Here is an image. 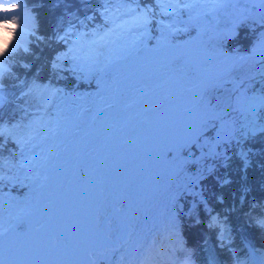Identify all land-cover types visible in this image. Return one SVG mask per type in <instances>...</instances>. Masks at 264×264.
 <instances>
[{
  "label": "snow or ice",
  "instance_id": "obj_1",
  "mask_svg": "<svg viewBox=\"0 0 264 264\" xmlns=\"http://www.w3.org/2000/svg\"><path fill=\"white\" fill-rule=\"evenodd\" d=\"M49 3L59 7L66 0H0V44L3 45L0 48V145L4 140H11L19 148L21 157L19 162L14 157L7 171V162L0 161V184L7 182L15 186L34 180L43 188L48 180L47 176L32 178L28 175L40 157L35 152L25 156L29 146L36 147L45 121L41 116L30 122L17 120V112L31 115L20 104L49 114L48 131L53 135L63 126L62 120L78 129L86 117L96 120L97 104H104L99 111H110L116 104L106 103L105 95H98L94 102L95 113L90 107L79 106L74 117L62 116L59 112L52 115L51 107L61 90L47 84L39 85L34 79L29 81L35 49L45 46L55 49L48 60L54 76L66 71L77 79L95 77L98 91L107 76L113 81V92L123 95L121 82L112 74L113 66L123 57L107 59L104 53L117 41L135 34L137 38L125 51L147 52L138 72L140 79L136 91L144 97L160 95V102L152 106L157 119L144 121L145 139L155 164L169 177L157 240L166 235L168 243L175 247L181 239L180 230L185 221L191 228L204 223L216 232L220 247L227 248L231 243L228 229L212 206L213 201L222 204L224 197L211 190L209 182H214L219 189L231 185V176L226 172L221 175L220 169L227 170L232 161L237 160L243 181L240 185L243 204L250 191L247 179L252 156L264 155V151L244 147L251 141H264V89L258 93L254 89L250 91L249 83L232 74L239 64L248 61L264 66V0H151L150 7L138 4L137 0H121V4L128 7L124 10L112 6L119 13V22L115 24H112L110 0H106L102 12L86 15L84 21L69 19L45 34L41 32L39 10ZM225 9L231 11L235 23L219 43L237 39L239 29L244 28L253 37L247 55L235 49L231 55L219 48L210 51V45H205L203 40L189 45L183 41L182 34L190 32L195 25L164 24L162 20L159 21L160 37L152 44L150 33L157 26L158 14L161 17L188 16L190 20L211 23L213 16ZM97 17L104 18V26L90 31L91 21ZM22 21L27 24L22 25ZM204 34L207 35V30ZM177 37L181 42H177ZM87 82L92 81L88 79ZM6 105L10 106L7 112ZM126 107H131V103ZM12 167L18 170V175H12ZM259 167L264 170V164ZM71 179L83 189L94 186L105 190L94 148L71 157ZM131 190V185L127 184L122 189ZM3 204L0 199V264H47L43 257L65 251L58 236L46 233L43 223L35 225L32 222L33 203L12 201L11 210ZM252 207L255 209L256 205ZM25 218L31 221L27 229L23 227ZM131 219L132 210L120 194L112 198L111 204L107 200L100 201L96 227L109 243L90 247L86 264H113L121 253L124 255L120 264H153L151 252L155 245L150 249L147 245L133 244L131 253L125 248V244L132 241L133 232L122 231L118 225L128 224ZM257 224L264 228V217H259ZM41 234L46 236V247L41 243ZM183 253V264H194L193 250L183 249ZM234 255V264H264V245L245 240ZM206 264H215L214 258L207 259Z\"/></svg>",
  "mask_w": 264,
  "mask_h": 264
},
{
  "label": "bare ground",
  "instance_id": "obj_2",
  "mask_svg": "<svg viewBox=\"0 0 264 264\" xmlns=\"http://www.w3.org/2000/svg\"><path fill=\"white\" fill-rule=\"evenodd\" d=\"M229 10V9H227ZM223 15V10L221 12ZM227 14V16H226ZM223 18L220 20H224L223 24L216 28H208L203 27L200 29V32H204L207 30V35H203V38L193 37L189 41V43L198 44L201 40L205 41L209 38H215L220 36L222 33L227 34L231 28L232 24L231 20L233 19V15H230L227 11ZM119 16H115L112 19V24L119 22ZM201 22V21H200ZM168 24V22H166ZM173 23V22H172ZM235 23V22H234ZM165 24V23H164ZM111 26V25H110ZM202 27V26H201ZM200 27V28H201ZM11 31V28L9 29ZM150 35L155 37L154 32L152 31ZM136 35H128L124 39L117 41L116 43L120 44L124 48H129L131 42L136 39ZM157 40L152 39V44H155ZM151 44H149V48H151ZM134 52V51H127ZM143 54L147 55V52L144 51ZM117 58V57H116ZM114 58V59H116ZM143 59V57H142ZM130 65L126 63L123 64L122 68L123 73L121 75H125L131 69H129ZM139 75V74H138ZM113 76L116 77V75ZM116 79H118L116 77ZM139 81V79H138ZM138 81L133 84V88L128 92H125L123 98L120 99L118 94L113 92V81L108 78L106 80L107 85H110L111 88L108 91H105L107 94L106 103L115 102V106L110 111H99V109L104 108V104L96 105V121L99 127V133L97 137L90 144L89 149H95V159L99 166L100 175L103 177V183L105 190L100 191L96 187L97 194L91 201V207L97 211L98 204L102 200H107L109 204L112 203V198L120 194L121 199H125L128 202L132 210V219L129 224V231L133 232L132 241H128V244H125V248L129 253L133 251V244L136 246L139 245H147L150 249H152L153 245L155 248L151 252V259L154 263V259L156 255H159L166 249L168 245V240L166 235L160 236L159 240H157V231L162 227L163 216L162 213L164 211L165 204V193L167 189V182L169 177H166L163 174V170L156 167L152 168L147 161H143L138 167H136L132 173H127V171L118 170L114 176V188L112 190H107V181L104 180V171L103 169H117L118 165L124 161H131V159L137 157L136 147L138 146V139L142 136L140 132V127L142 121L149 119L155 121L157 117L152 114L147 116L146 113L149 110H152L153 99L155 94L150 95L149 97H144L139 92L136 91ZM131 93V95H129ZM92 97L88 95H84V100L80 103H76L77 111L73 115L62 114V111L57 109L54 113L51 112L52 115H56V112H59L62 116L66 117H74L76 113L79 111V106L82 107H90L93 109V113H95L96 109L94 104L89 106L91 103ZM135 102L134 105L131 104V107H126L129 103ZM54 102L57 103L59 107L60 103H63L62 95H58ZM122 108H125L122 111ZM121 110L120 114L116 116V111ZM99 111V112H98ZM64 112V111H63ZM36 116L45 117L43 118L45 124L48 125V120L50 119L49 114L43 111H33ZM32 113V114H33ZM62 133L63 137L61 140H55L53 134L48 131V126H45L46 133L44 135H40V139L36 142V147L33 149L29 146L26 149L25 156H29L35 152L40 159L37 160L35 165V172L32 178L37 176L44 177L52 174L57 171L58 168L63 166L65 162H67L68 155L75 154L80 151L81 147L87 141L91 126L92 120L90 117H86L84 122L80 124V127L73 128V126L67 121L62 120ZM61 131V130H60ZM51 133V135H49ZM143 133V132H142ZM49 135V137H48ZM21 160L20 154L18 161ZM132 163L131 166H133ZM103 171V172H102ZM29 175V173H28ZM33 182L34 180H30ZM146 183L151 186L153 189L148 191L146 195H140L139 191L136 190L137 186L141 183ZM131 185V191H122L123 186ZM37 187L32 195H30L31 200L29 202L33 203L34 206L39 203V184H36ZM2 200L3 196L8 199L12 196V192H1ZM29 196V194L27 195ZM29 198V197H28ZM10 201H7L3 205L8 204ZM10 206V204H9ZM6 208V206H4ZM124 253H121L120 256H117L114 264H120L121 256Z\"/></svg>",
  "mask_w": 264,
  "mask_h": 264
},
{
  "label": "rangeland",
  "instance_id": "obj_3",
  "mask_svg": "<svg viewBox=\"0 0 264 264\" xmlns=\"http://www.w3.org/2000/svg\"><path fill=\"white\" fill-rule=\"evenodd\" d=\"M83 2H81V6L79 7L78 10H80L78 12V15L74 18V20L77 21H84V17L86 15L88 16H94L96 15V13L102 12L103 11V6L106 5V0H95L98 2V5H93V3L95 1L93 0H82ZM138 4H141L142 6H146V7H150L151 6V0H137ZM110 9L113 11V16L112 19L115 16H119V13L115 12L114 8H112V6L118 7V8H123L124 10H126V8L128 6L126 5H122L121 4V0H110ZM133 7L136 5H132ZM195 16V14H194ZM221 13L218 14V19H221L222 17ZM163 21V23L167 24L168 23H174L178 26L183 25V24H189V25H195V28L190 30V32L188 33H183V41H187L190 40L191 38L194 37V35L200 31V29H203V27H207L210 25V23L208 21H201L198 22L196 19H189L188 16H164L161 17L159 14L157 15V26L152 30L154 32V36L153 37L155 40H157L160 37V34L162 32V29L159 27V21ZM27 22L26 21H22V25H26ZM91 28L89 29L90 31L93 28H97V27H103L104 26V18L103 17H97V19L91 21ZM202 26V27H201ZM201 27V28H200ZM11 28V27H10ZM9 28V29H10ZM224 35H226L225 33L221 34L218 37L215 38H209L204 42L205 45H210V51H215L218 47V43L220 38H222ZM8 37H5V41H7ZM177 42H181L180 41V37L176 38ZM156 42V41H155ZM0 48H3V45L0 44ZM126 48H124L123 46H120V44L118 43H114L109 49L105 50V57L107 59H114L116 57L121 56L124 53H127V51H125ZM221 51L228 53L229 55L233 54V52H230L228 50H223L220 49ZM55 51L54 48L52 47H43L41 50L38 51V53H40L41 58L38 60V64H37V71L32 74L31 77H29V81L31 80H35L37 84L39 85H44L47 84L52 88H56V89H60L61 90V95H62V99L64 100V105L63 103H60L59 107L57 106V103L54 102L52 107H51V112L54 113V111H56L57 109H59L60 111H62V114H71L73 115L75 113V111H77V107H76V103H80L84 100V95H88L90 97H92L91 103L89 104V106H92L97 98L98 95H105V100L107 99V94L105 93V91L110 90L111 88L110 85H107L106 80L109 78L107 76L104 77L105 83L101 86L100 90L98 91L97 89V85H96V78L95 77H91V76H87V74H84L85 76H87V79H77L75 76H72L71 73L66 72V71H60L57 74H55V76L53 75V73L50 71L49 66H48V60L49 58L53 55V52ZM239 54H244V53H239ZM214 62V61H213ZM233 76L235 77H239L241 79H244L247 83H249L250 85V91L251 90H255L256 92L260 91L261 89H264V66L260 65V64H254L252 61H248L243 64H239L235 70L232 72ZM91 79V83H88L87 80ZM252 80L256 81V85L258 84L259 86L256 87H252L253 86V82ZM80 98V99H78ZM160 102V95L157 93L154 96L153 99V104L155 103H159ZM13 104H19L18 101H13ZM22 108H27L28 112L31 115H25L24 112H17L18 116H17V120H25V121H31L33 118L36 117V115L33 113V111H37L39 112L40 110L37 108H32V107H28L27 105H19ZM7 107H10L9 105L5 106V109ZM64 111V112H63ZM121 110L119 109L118 111H116V116H118L120 114ZM33 113V114H32ZM58 113V112H56ZM153 112L152 110H149L146 115L150 116L152 115ZM43 118L45 117L44 114ZM233 117H236L235 113L231 114ZM145 121V120H144ZM144 121H142L141 123V127H140V132H141V137L137 140L138 141V146L136 147V154L137 157L131 159V161H124L122 163H120L117 167V169H103L104 171V180L107 181V190H112L114 188V176L117 173L118 170H122V171H127V173H132V171L138 167L144 160L147 161L150 166L152 168H155V166L157 167V165L155 164L154 160H153V156H152V152L150 150V146L148 145L147 140L145 139V132H144ZM241 123H243V120L241 118L240 120ZM48 126L47 124L44 125ZM61 130V131H60ZM57 134L53 135L55 140H61L63 137L62 130L60 129ZM143 132V133H142ZM46 133L45 128H43V130L41 131L40 135H44ZM17 135H19L20 133H16ZM51 135V133L49 134ZM48 135V137H49ZM264 144V142H262ZM253 148L255 150L258 151H264V145L262 147H259L257 145L254 144H249L248 143V148ZM26 152V151H25ZM32 153V152H29ZM19 148L17 147V145L12 142L11 140H4L2 145H0V161H4L7 162L6 163V168L5 171H7V167L11 166V164L13 163V158L15 157V161H18L19 158ZM30 155V154H29ZM259 155V154H257ZM256 155L252 156V166L255 164V167L260 168L257 166L258 163L262 164V162L264 161V158H260V159H256L255 157ZM260 156H264V155H260ZM132 163H134L133 166ZM250 169V168H249ZM221 171L223 169H220ZM102 171V172H103ZM35 172V167L33 168L32 172L29 173V176L32 177L33 174ZM12 175H18V170L15 167H12ZM240 175L238 176V179H240ZM20 179L23 181V176L20 177ZM241 180V179H240ZM177 183L180 182V180L177 179L176 181ZM30 185L28 187H25L24 185ZM36 182H31L29 181H24L23 184H19V185H15L14 184H9L7 182H5L4 184H0V191L1 192H12V196L9 199L5 196H3V201L4 203H6L7 201H10L8 204L3 205L6 206V208H8L9 210H11L9 204L12 201H16V202H25V201H30V195H32L37 187ZM29 194V196H27ZM29 197V198H28ZM2 198L1 194H0V199ZM7 214V213H5ZM227 226V225H226ZM173 245L169 244L166 246V249L163 250V252L159 255H156L155 259H154V263L153 264H158L159 262H163L166 261L167 259H170V257H172V249ZM114 264V262H113Z\"/></svg>",
  "mask_w": 264,
  "mask_h": 264
},
{
  "label": "trees",
  "instance_id": "obj_4",
  "mask_svg": "<svg viewBox=\"0 0 264 264\" xmlns=\"http://www.w3.org/2000/svg\"><path fill=\"white\" fill-rule=\"evenodd\" d=\"M81 2L83 1L66 0V3L60 4L59 7H53L49 3L48 6L40 9L41 32L50 33L53 28L61 26L62 23H66L69 19H74L80 11L78 9L81 6ZM96 4L98 5L97 1L93 3V5ZM239 31L240 35L237 39L225 40L222 45L217 42V47L230 52L235 49L239 53H247L250 41L253 38L252 33L244 28L239 29ZM39 50L41 49H35V56L31 58L33 68L29 77L37 71L38 60L41 58L40 53H38ZM252 82L253 88L259 86L258 84L256 85V81L252 80ZM9 99L12 98L9 97ZM8 108L5 109V112L8 111ZM5 122H7V117H5ZM262 142L264 141L258 139L249 142V144L262 147L264 145ZM254 158L256 160L264 158V156L256 155ZM238 163L234 159L230 168L220 170L221 175L226 172L231 176L233 180L231 185L224 189H219L214 182H209L212 186L211 190L218 195L222 194L224 197L222 204L213 201L212 206L224 219L225 225L228 226L231 240L228 247H220L216 232L208 229L204 223H201L198 227L191 228L185 221L180 230L181 239L172 249V257L158 264H183V249L193 250L194 264H206L209 258H214L215 264H234V252L240 251V246L245 240H250L257 245H264V228L257 224V219L264 217V207H261V205H264V170L255 167V164L248 170L247 185L250 191L247 192L246 198L241 204L240 185L243 181L238 179L240 174L237 167ZM262 164H264V161ZM233 193H235V196ZM252 205H256V208L254 209Z\"/></svg>",
  "mask_w": 264,
  "mask_h": 264
},
{
  "label": "water",
  "instance_id": "obj_5",
  "mask_svg": "<svg viewBox=\"0 0 264 264\" xmlns=\"http://www.w3.org/2000/svg\"><path fill=\"white\" fill-rule=\"evenodd\" d=\"M227 11L232 15L230 10L225 9L222 16ZM223 22L224 20L218 19V15H215L208 28H216L222 25ZM234 22L235 18L233 17L231 23L234 24ZM203 35L204 32L199 31L194 37L203 38ZM185 42L189 45L197 44L189 43L188 40ZM143 52L124 53L119 56L123 58L118 59L117 63L113 66V73L121 82L123 95L132 89L133 84L140 79L138 72L141 70L140 65L144 62V57L146 56ZM241 55H247V53ZM124 63L126 65L129 64V69L131 70L125 75H121L124 70L122 68ZM123 95L118 94L120 99L123 98ZM131 104L134 105L135 102ZM98 133L99 127L97 121H92L90 135L79 152L87 151ZM75 154L68 155L67 162L58 168L57 171L48 175L45 187H40L39 190L40 201L35 207L32 222L35 225L43 223L45 225V232L58 236L62 244L65 245V251L62 254H49L43 257L47 264H86L87 250L90 247L109 243L104 233L97 229V211L91 207V201L97 194V190L94 186L87 189L80 188L71 179V157ZM152 189L151 186L144 182L136 188L140 195H146ZM117 219L119 218L117 217ZM30 224L31 221L25 218L23 227L27 229ZM118 226L122 231L130 229L129 224L121 223ZM40 240L46 247V236L44 234H41Z\"/></svg>",
  "mask_w": 264,
  "mask_h": 264
}]
</instances>
